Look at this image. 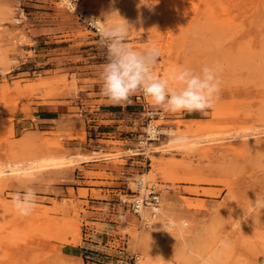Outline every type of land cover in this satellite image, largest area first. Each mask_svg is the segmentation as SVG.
<instances>
[{
    "label": "rangeland",
    "instance_id": "374dc122",
    "mask_svg": "<svg viewBox=\"0 0 264 264\" xmlns=\"http://www.w3.org/2000/svg\"><path fill=\"white\" fill-rule=\"evenodd\" d=\"M56 1L0 0V264H264V0ZM91 17L131 23L126 42L158 47L153 74L170 86L182 68H218L214 107L172 113L147 98L164 133L140 142L137 92L118 105L135 128L114 132ZM45 106L57 119L32 117ZM23 116L34 124L16 128ZM151 185L156 218L132 208ZM25 188L29 216L11 199Z\"/></svg>",
    "mask_w": 264,
    "mask_h": 264
},
{
    "label": "clouds",
    "instance_id": "9594fccd",
    "mask_svg": "<svg viewBox=\"0 0 264 264\" xmlns=\"http://www.w3.org/2000/svg\"><path fill=\"white\" fill-rule=\"evenodd\" d=\"M72 7L75 10V4ZM94 23L100 46L106 49L100 80L101 95L109 102L120 104L139 92L149 98L153 106L172 113H205L214 107L220 91L218 68L205 65L199 72L182 68L171 76L175 87L170 86L168 79L153 74L161 58L159 48L149 44L143 50H136L126 42L134 29L131 23L123 18L116 24L99 20ZM11 199L21 216L31 215L37 205V193L32 188L15 193Z\"/></svg>",
    "mask_w": 264,
    "mask_h": 264
},
{
    "label": "built area",
    "instance_id": "2783aa9c",
    "mask_svg": "<svg viewBox=\"0 0 264 264\" xmlns=\"http://www.w3.org/2000/svg\"><path fill=\"white\" fill-rule=\"evenodd\" d=\"M57 5L62 8H66L69 10H73L72 5L75 4V10L74 11H80V9L83 6V1L82 0H57L56 1ZM94 20H89L88 25L96 30ZM136 100L143 105L144 108H147V118H148V124H147V129H146V134L140 138V142H147L149 140H158L160 136L164 133V130L161 129V124H157L156 121L158 119H163L165 118V114H163L162 111L159 109H154L150 107L149 101L147 97H145L142 93H137L136 94ZM148 187V186H146ZM141 203V205H140ZM144 207H149L151 209V214H155V212H159L156 209L161 206L160 202V194L158 190H156L155 185H151L148 187V193L145 194L142 197H137L133 200L132 202V208L135 213L141 215L142 213V208ZM156 210V211H155ZM155 211V212H154ZM151 218L152 215H151Z\"/></svg>",
    "mask_w": 264,
    "mask_h": 264
},
{
    "label": "crops",
    "instance_id": "0c3cea01",
    "mask_svg": "<svg viewBox=\"0 0 264 264\" xmlns=\"http://www.w3.org/2000/svg\"><path fill=\"white\" fill-rule=\"evenodd\" d=\"M103 99L105 100V102H103L104 105H114L113 107H109L107 109L104 108V110H101V114H100L103 117V121H106L109 127H112L114 132H117L118 134H120L124 131V129L128 130V129L135 128L134 119L133 117H131L132 114L127 112V109L125 108V106L118 107L119 104H112L105 97ZM44 109H45L44 112L46 114H49V113H52V114H49V115L33 114L32 117L35 118L37 121H51V120L57 119V115L54 114L57 111V107L52 108L51 106H49L48 108L47 106H45ZM32 117L23 116V117L16 119V122H17L16 128L20 126V124H18L19 121L22 122L20 126V128L22 129L29 128L30 126H32L34 124V120ZM121 140L127 141V139H123V138ZM120 147L122 148L123 151L130 149L129 146L126 144L121 145ZM103 149L112 151L114 149V146L109 145L108 147H103ZM132 159L133 160L131 162L134 163L136 161V158L133 157Z\"/></svg>",
    "mask_w": 264,
    "mask_h": 264
},
{
    "label": "bare ground",
    "instance_id": "6f19581e",
    "mask_svg": "<svg viewBox=\"0 0 264 264\" xmlns=\"http://www.w3.org/2000/svg\"><path fill=\"white\" fill-rule=\"evenodd\" d=\"M92 1H94V0H92ZM95 1H96V0H95ZM94 19H97V18H96V17H91L89 20H94ZM89 20H88V21H89ZM97 20H98V19H97ZM171 140L174 141V142H176L178 139L175 138V139H171ZM170 146H171V145H170ZM53 159H54V158H42L41 161H42V162H46V161L50 162V161H52ZM35 163H36V162H35ZM41 164H42V163H41ZM32 167H33V166H32ZM141 182H142V183L144 182V178H143V180H142ZM140 205H141V203H140ZM156 210L158 211L159 208H157ZM156 210H155V211H156ZM155 211H154V212H155ZM156 215H157V212H155V214H152V216H154L155 218L157 217ZM167 223H168V222H167Z\"/></svg>",
    "mask_w": 264,
    "mask_h": 264
}]
</instances>
